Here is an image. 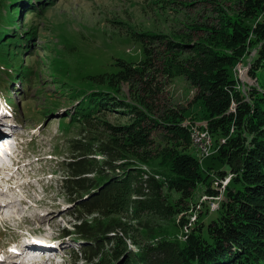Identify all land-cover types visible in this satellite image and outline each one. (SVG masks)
Segmentation results:
<instances>
[{
    "label": "trees",
    "instance_id": "1",
    "mask_svg": "<svg viewBox=\"0 0 264 264\" xmlns=\"http://www.w3.org/2000/svg\"><path fill=\"white\" fill-rule=\"evenodd\" d=\"M21 1L0 0L10 13L0 23V58L3 47L4 56L31 47L37 51V28L31 26L29 35L13 27ZM195 1L152 3L173 9ZM233 1L231 6L225 0H202L214 17L207 24L193 21L184 39L135 31L134 38L143 44L142 60L119 59L116 72L87 76L98 86L88 90L86 102L71 116L73 124L81 125V134L70 140L72 155L64 164L62 185L72 197L74 236L82 244L72 253L76 259L87 264H264V0ZM29 13L37 10L29 7L22 14ZM252 50L249 76L257 85H248L245 92L231 70ZM17 64L8 76L0 74L3 86L17 77L34 85L31 67ZM179 76L195 88L190 104L202 103L205 123L185 124L187 108L170 102L165 86ZM115 106L122 108L126 123L103 117ZM196 126L209 130L214 158L228 166L215 171L217 186L201 159L189 151L200 155L193 146ZM157 129L164 131L165 146L155 144ZM156 160L165 164L169 176L142 168L141 163ZM228 174L231 179L224 185ZM201 183L207 184L211 200L220 193L223 198L215 210L199 202L198 208L206 206L216 215L203 218L199 213L193 221L169 204L164 190L187 195ZM162 220H171L176 231L169 232Z\"/></svg>",
    "mask_w": 264,
    "mask_h": 264
},
{
    "label": "rangeland",
    "instance_id": "2",
    "mask_svg": "<svg viewBox=\"0 0 264 264\" xmlns=\"http://www.w3.org/2000/svg\"><path fill=\"white\" fill-rule=\"evenodd\" d=\"M33 2L34 7L28 0L20 2L23 19L19 20L20 15L13 18L16 23L13 27L21 28L22 32L36 27L33 43L37 51L31 47L23 53L13 51L4 56L3 47L4 55L0 58L9 64L8 68L0 63V74L8 76L7 72L22 62L30 66L37 77L34 85H24L17 77L12 83H4L7 87L0 78V113L7 108L14 115L13 120L18 123L16 131L24 141L19 147V155L12 160L14 171L0 176V264H87L72 255L82 244L74 236L75 217L70 211L74 207L72 197L66 195L62 186L66 175L64 164L72 155L70 140L81 134V125L73 124L71 116L80 102L88 98V90L98 86L87 76L116 72L120 68L119 59L134 63L142 60L145 56L143 44L134 38L135 31L184 39L190 26H194L193 21L196 25L207 24L214 14L212 7L202 0L173 9L153 5V0ZM225 2L234 5L233 0ZM29 7L37 10V14H22ZM7 11V6L1 4L0 23L3 17L6 23L10 14ZM190 53L185 51V54ZM255 53L256 50H252L231 70L245 92L248 85H257L249 76ZM29 54L32 57L25 59ZM165 88L172 104L178 109L187 108L185 124L206 122L202 103L190 104L196 91L184 76L167 82ZM127 89L128 85H125L123 90ZM115 108L113 112L105 111L103 117L112 123H126L127 118L121 117L122 108ZM154 132L155 144L165 146L164 131L157 129ZM213 146L204 158L193 148L189 151L201 159L202 169L210 171V181L217 186L220 180L214 175L215 171L228 169V166L214 158ZM141 164L142 168L162 174V177L170 175L160 160ZM227 179H231V174L226 176L223 184ZM206 185L201 183L187 195L168 189L164 194L169 204L187 218L194 221L199 213L203 218L207 215L209 218L216 212H208L206 206L201 210L198 203L206 198L205 203L214 206L223 198V193L208 201ZM160 222L172 234L176 231L171 220ZM181 231L177 230L179 234Z\"/></svg>",
    "mask_w": 264,
    "mask_h": 264
},
{
    "label": "built area",
    "instance_id": "3",
    "mask_svg": "<svg viewBox=\"0 0 264 264\" xmlns=\"http://www.w3.org/2000/svg\"><path fill=\"white\" fill-rule=\"evenodd\" d=\"M195 135L197 137V151L200 153L201 156H203V157L207 156V153L210 151L212 144H213L212 137H211L209 130H208V135H201L198 133L197 126H196ZM227 180L229 181V179H227ZM228 181H226L225 183H227ZM207 198H209V197H207ZM205 199L206 198H204L202 200H205ZM214 199L212 198V200H214ZM209 200H211V198H209ZM212 204H215V202H212ZM219 204H220V202L216 203L214 206H211L212 210L217 209L219 207Z\"/></svg>",
    "mask_w": 264,
    "mask_h": 264
},
{
    "label": "bare ground",
    "instance_id": "4",
    "mask_svg": "<svg viewBox=\"0 0 264 264\" xmlns=\"http://www.w3.org/2000/svg\"><path fill=\"white\" fill-rule=\"evenodd\" d=\"M202 131H198L199 134L201 135H208V131L207 130H204V129H201ZM193 146L194 148L197 150V137L195 135V132L193 133ZM10 203H7V205H9ZM3 205V204H2ZM45 263V261H44Z\"/></svg>",
    "mask_w": 264,
    "mask_h": 264
}]
</instances>
